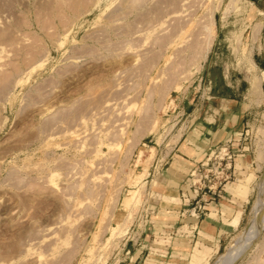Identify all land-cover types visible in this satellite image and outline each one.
Wrapping results in <instances>:
<instances>
[{
    "label": "rangeland",
    "instance_id": "rangeland-1",
    "mask_svg": "<svg viewBox=\"0 0 264 264\" xmlns=\"http://www.w3.org/2000/svg\"><path fill=\"white\" fill-rule=\"evenodd\" d=\"M231 101L250 113L242 224L216 254H158L162 169ZM229 255L264 264V0H0V264Z\"/></svg>",
    "mask_w": 264,
    "mask_h": 264
},
{
    "label": "crops",
    "instance_id": "crops-1",
    "mask_svg": "<svg viewBox=\"0 0 264 264\" xmlns=\"http://www.w3.org/2000/svg\"><path fill=\"white\" fill-rule=\"evenodd\" d=\"M249 114L244 104L228 102L210 112L205 123L197 125L171 151L168 166L162 169L165 178L159 176L162 186L157 191L164 204L159 215L165 216L158 221L157 228L160 226L162 231L157 240L167 243L155 250L158 254H184L196 246L204 248L197 252L199 257H204L209 250L216 254L242 224L249 201L242 194L244 186L237 183L252 166L247 155L236 159L234 178L218 194L198 195L190 175L209 150L221 145L232 146L247 125Z\"/></svg>",
    "mask_w": 264,
    "mask_h": 264
},
{
    "label": "built area",
    "instance_id": "built-area-1",
    "mask_svg": "<svg viewBox=\"0 0 264 264\" xmlns=\"http://www.w3.org/2000/svg\"><path fill=\"white\" fill-rule=\"evenodd\" d=\"M233 160L234 155L231 153L230 145L216 148L209 156L205 154L204 161L190 175L197 194H218L234 176Z\"/></svg>",
    "mask_w": 264,
    "mask_h": 264
},
{
    "label": "bare ground",
    "instance_id": "bare-ground-1",
    "mask_svg": "<svg viewBox=\"0 0 264 264\" xmlns=\"http://www.w3.org/2000/svg\"><path fill=\"white\" fill-rule=\"evenodd\" d=\"M256 76H257V75H256ZM256 76H255V77H256ZM258 77H259V76H258ZM253 78H254V77H253ZM252 80H253V79H252ZM257 81H258V80H257ZM259 82H260V81H258V83L256 82V85L259 84ZM251 84H252V83H251ZM259 86H260V85H259ZM251 88H252V87H251ZM253 88H254V87H253ZM254 89H255V88H254ZM254 89H253V90H254ZM259 89H260V88H259ZM259 89H258V90H259ZM256 91H257V90H256ZM262 205H263V204H262ZM262 216H263V215H262ZM260 220H261V219L257 217L256 220L252 223V225H251L252 227H251V229H250V231H249V235H250V234H252V235H257V234H258L259 231H257V230H259V228H260V224H261ZM262 222H263V218H262ZM262 225H263V224H262ZM252 235H251V236H252ZM257 236H258V235H257ZM251 238H254V237H251ZM248 240H249V239H248ZM250 240H251V239H250ZM250 240H249V241H250ZM243 242H244V241H243ZM243 242H242V244H244ZM247 242H248V241H247ZM248 243H249V242H248ZM236 245H237V243H236ZM241 246H242V245H240L239 247H241ZM239 247H238V248H239ZM248 247H249V246H248ZM244 250H245V249H244ZM228 253H229V252H228ZM234 253H235L234 250L230 251V254H231V255H233ZM242 254H243V253H242ZM235 255H236V253H235ZM235 255H234V256H230V255H229L228 257H226L227 260H226V258H225V256H224L225 259L222 258V259H223L222 264H233V262H234V260H235ZM238 257H239V256H238ZM220 262H221V261H220Z\"/></svg>",
    "mask_w": 264,
    "mask_h": 264
}]
</instances>
